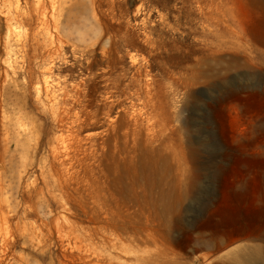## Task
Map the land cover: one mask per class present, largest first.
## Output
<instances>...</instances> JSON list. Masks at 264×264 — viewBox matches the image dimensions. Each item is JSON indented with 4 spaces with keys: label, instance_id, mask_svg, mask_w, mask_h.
<instances>
[{
    "label": "rangeland",
    "instance_id": "rangeland-1",
    "mask_svg": "<svg viewBox=\"0 0 264 264\" xmlns=\"http://www.w3.org/2000/svg\"><path fill=\"white\" fill-rule=\"evenodd\" d=\"M60 23L0 29V264H264V0Z\"/></svg>",
    "mask_w": 264,
    "mask_h": 264
},
{
    "label": "bare ground",
    "instance_id": "bare-ground-1",
    "mask_svg": "<svg viewBox=\"0 0 264 264\" xmlns=\"http://www.w3.org/2000/svg\"><path fill=\"white\" fill-rule=\"evenodd\" d=\"M71 1L73 0H35L32 5L23 8L20 2L26 5L28 0H0V29L4 31V36H2L4 37V47L9 48L14 44L24 45L19 38H14V31L16 27L25 24L31 26L29 24L33 20H36L38 25L36 31H32L29 41L38 44L37 32H42L52 42L51 31L57 32L62 29L60 17L68 12ZM89 1L94 3V0ZM31 29L34 30L33 27ZM43 83L44 89L47 91V80L44 79Z\"/></svg>",
    "mask_w": 264,
    "mask_h": 264
}]
</instances>
